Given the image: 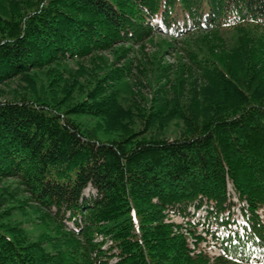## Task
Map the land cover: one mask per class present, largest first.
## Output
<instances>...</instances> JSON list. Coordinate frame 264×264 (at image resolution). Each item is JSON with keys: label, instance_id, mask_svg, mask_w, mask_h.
<instances>
[{"label": "trees", "instance_id": "trees-1", "mask_svg": "<svg viewBox=\"0 0 264 264\" xmlns=\"http://www.w3.org/2000/svg\"><path fill=\"white\" fill-rule=\"evenodd\" d=\"M130 1L129 8L116 0H41L10 17L0 11V83L122 42L140 44L158 31L181 37L247 23L264 29V0ZM253 69L249 64L251 75ZM208 71L230 106L199 126L192 118L193 132L173 139L133 132L101 140L86 131L71 115L103 116L114 103L111 96L98 97L96 85L66 112L35 99L1 101L0 176L19 178L59 221L80 226L81 218L94 264H206L209 257L192 256L185 236L164 223L162 212L205 204L218 220L229 209L230 179L251 207V226L235 230L223 217L225 256L215 261L264 264V223L255 214L264 205V97L217 63ZM122 76L114 69L103 80ZM89 185L97 193L85 197ZM100 234L113 241L107 251L92 241ZM44 250L0 224V264H54Z\"/></svg>", "mask_w": 264, "mask_h": 264}, {"label": "rangeland", "instance_id": "rangeland-1", "mask_svg": "<svg viewBox=\"0 0 264 264\" xmlns=\"http://www.w3.org/2000/svg\"><path fill=\"white\" fill-rule=\"evenodd\" d=\"M40 1L0 0V11L10 17L15 12L36 8ZM116 1L129 8L133 5L130 0ZM147 20L155 24L158 18ZM216 63L264 97V29L247 23L240 27L197 30L181 37L158 31L140 44L122 42L109 50L55 62L0 83V102L35 99L55 104L66 112L96 85L101 90L98 97L111 96L114 103L112 110L103 116L72 114L86 131L101 140L133 132L145 139H173L193 132L192 118L199 126L213 113L230 106L208 76V67ZM249 64L253 65L255 75H251ZM114 69L123 76L114 81L103 80ZM96 193L89 185L84 196ZM237 194H233V200ZM235 201L234 216L232 207L230 214L229 210L220 213L218 220L211 217L210 224L208 220L202 221L198 228L207 230L208 236L213 233L215 238L222 239L227 228L221 217L229 216L232 224L229 228L236 224L239 206ZM166 210L162 212L163 221L170 224L166 222L169 217ZM79 223L76 226L71 219L59 221L53 210L33 198L19 178L0 176V224L27 242H39L45 248L44 253L55 257L54 264H94L96 253L86 236L80 234L85 227L81 218ZM92 241L102 243V251L113 243L102 234ZM115 261L116 257L110 263ZM216 261L209 260L206 264H219Z\"/></svg>", "mask_w": 264, "mask_h": 264}, {"label": "built area", "instance_id": "built-area-1", "mask_svg": "<svg viewBox=\"0 0 264 264\" xmlns=\"http://www.w3.org/2000/svg\"><path fill=\"white\" fill-rule=\"evenodd\" d=\"M235 193L237 192L234 185L232 184L231 187L230 180H228V199L230 201H233L234 204L236 202L235 200H237L239 206L237 208V211L238 214H240L242 217V219H240L238 214L235 215V217H237V221L235 220L236 224L234 227L242 230L246 226L250 227V223L248 220L251 215V208L247 201H241L239 199L238 194L237 196H234L233 200V194ZM234 204L232 206L234 208L233 216L236 206ZM208 209V205H203L202 207L198 208L196 207V204L190 205L187 212L185 213L178 211L176 208H167L165 213L168 214L169 217L166 218V222L172 224L176 233H180L186 237L192 255L206 253L210 255L212 259H214L224 254V250L219 239L215 238L213 233H210V236H208L207 230H204V228H198L199 223H201L202 221L205 223L207 221ZM261 210L264 211V207L257 209L255 214L257 215L259 220L264 223V212H261ZM172 218L176 219L177 222L182 223V227ZM214 241H217L220 244L213 243Z\"/></svg>", "mask_w": 264, "mask_h": 264}]
</instances>
